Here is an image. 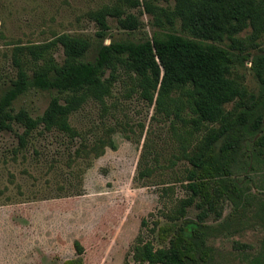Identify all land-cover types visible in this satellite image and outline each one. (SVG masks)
<instances>
[{"label": "rangeland", "instance_id": "1", "mask_svg": "<svg viewBox=\"0 0 264 264\" xmlns=\"http://www.w3.org/2000/svg\"><path fill=\"white\" fill-rule=\"evenodd\" d=\"M146 1L126 8L141 22L136 31H125L116 19L108 18L104 44L153 36ZM117 4L118 0H0V94L17 77L12 57L17 46L41 44L69 33L91 41L85 61H94L102 39L90 13ZM55 55L62 63L63 50ZM235 73L251 92L260 94L251 62L237 66ZM120 75L106 101L107 113L101 104L90 102L70 118L86 142L110 138L115 150L107 146L99 157H77L84 139L71 141L42 127L23 144L20 136L25 127L18 123L0 133V264H65L77 257L76 242L84 248L86 264H140L133 258L138 244L168 246L159 241L156 222L167 223L164 212L186 192L176 184L174 194L163 196V188L172 186L168 174L173 171L158 168L153 177L143 180L138 175L145 154L153 159L159 153L160 164L165 165L173 142L178 143L171 135L170 121L154 119L155 107L139 97L123 70ZM57 95L32 90L18 98L13 108L15 113L23 110L37 118ZM257 168L235 179L245 193L241 206L228 201L220 209L221 217L208 219V232L198 240L199 264H264V165ZM197 214L190 209L178 227L197 223Z\"/></svg>", "mask_w": 264, "mask_h": 264}, {"label": "trees", "instance_id": "2", "mask_svg": "<svg viewBox=\"0 0 264 264\" xmlns=\"http://www.w3.org/2000/svg\"><path fill=\"white\" fill-rule=\"evenodd\" d=\"M140 5V0H118L117 5L90 13L102 39L94 61H85L91 41L69 33L15 47L12 57L18 73L0 94V133L18 123L25 127L23 144L42 127L71 141L84 139L77 157H99L107 146L115 150L110 138L86 142L70 118L90 102L101 104L107 113L106 101L123 70L139 97L155 107L154 119L170 121L178 143L173 142L165 165L160 164L159 153L153 159L145 154L138 179H150L158 168L166 169L173 171L168 174L172 186L163 188V196L174 194L176 184L186 192L164 212L167 223L156 222L159 241L168 246L142 242L135 246L133 258L140 264H199L198 240L208 232V219L221 217L220 209L228 201L241 206L245 193L235 179L264 165V0H149L144 6L153 18L151 38L104 44L109 17L125 31L140 28L138 18L126 10ZM58 49L63 50L62 63L55 55ZM247 62L260 84L259 95L235 73ZM32 90L58 95L37 118L23 110L15 113V101ZM192 208L198 211V222L178 227ZM75 248L77 257L65 264H86L82 245L76 242Z\"/></svg>", "mask_w": 264, "mask_h": 264}]
</instances>
